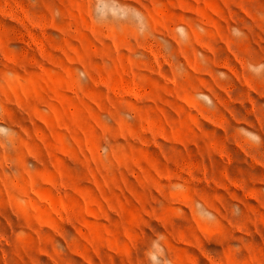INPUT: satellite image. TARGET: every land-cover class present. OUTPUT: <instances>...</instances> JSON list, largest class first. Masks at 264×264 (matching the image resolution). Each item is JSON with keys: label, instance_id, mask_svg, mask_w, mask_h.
Segmentation results:
<instances>
[{"label": "rangeland", "instance_id": "obj_1", "mask_svg": "<svg viewBox=\"0 0 264 264\" xmlns=\"http://www.w3.org/2000/svg\"><path fill=\"white\" fill-rule=\"evenodd\" d=\"M0 264H264V0H0Z\"/></svg>", "mask_w": 264, "mask_h": 264}]
</instances>
